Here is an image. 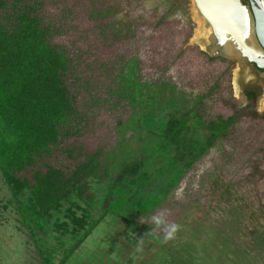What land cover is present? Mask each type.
Returning a JSON list of instances; mask_svg holds the SVG:
<instances>
[{"label":"trees","instance_id":"16d2710c","mask_svg":"<svg viewBox=\"0 0 264 264\" xmlns=\"http://www.w3.org/2000/svg\"><path fill=\"white\" fill-rule=\"evenodd\" d=\"M189 1H95L90 4L89 17L106 22L105 31L116 30L114 38L118 39L134 38L140 23L147 21L149 16L164 23L178 12L193 31ZM140 7L139 14L135 13ZM65 8L57 4V0H0V170L12 183L9 184L12 203L18 205L20 225L39 245L38 251L44 261L47 262L51 255L40 235L47 236L48 230L65 229L64 236L69 234L73 238V242L59 253L58 264H68L75 252L110 216L148 238L164 242L166 231L160 233L159 227L165 220H157L156 215L164 208L185 206L184 199L179 203L180 197L193 193L192 189L207 191L209 185L216 183L224 197L235 203L245 201L240 193L242 181L238 179L241 169L236 162L239 157L231 158L235 155L233 146L248 136L240 130L242 123L247 119L264 122V115L257 113L253 105L256 97L252 95H248L250 103L247 106L235 108L230 116L215 112L219 101H224L223 97H226V105L235 101L230 96L232 64L224 59H213L206 53L200 54L209 62L227 64L222 74L224 78H221L226 87L218 78L203 92L193 88L187 89L191 91L188 92L176 82L164 78L143 81L136 56L122 62L124 68L108 88L109 99L118 95L130 100L129 89L121 82L131 75L138 95L143 94L150 101L156 100L157 93L167 95L168 90L179 98L172 105L171 121L156 122L155 133L160 143L152 157L140 166L138 174L125 187L110 188L105 197L99 199L95 186L112 180L116 165L112 153L119 138L116 136L115 144L108 151L107 147L91 153L76 146L65 149L67 142L87 134L88 120L91 122L97 118L93 117L92 109L99 106V99L93 100L94 97H91L89 107L80 105L77 100L81 85L88 87L90 82L80 83L78 72L82 55L74 54L58 42L69 28H73L74 11ZM106 66V63L101 64L100 68L108 70ZM108 102L101 105L110 106ZM135 106L136 101L134 105L131 101L118 105L123 113L114 117L117 130L135 116ZM189 134L195 136L186 137L187 141L195 145L189 152L180 150L179 153H183L179 158L176 145ZM203 135L206 142L202 140L198 144V138L202 139ZM226 145H230L229 151ZM226 156L228 161H222ZM259 168L264 170V164ZM142 184L158 186L155 189L158 205L149 213L144 212L132 197L134 187ZM77 212H81L80 216ZM58 213L65 214L72 229L68 223L60 224L56 220ZM181 213L182 209L175 224L182 219ZM260 214L264 217V211Z\"/></svg>","mask_w":264,"mask_h":264},{"label":"rangeland","instance_id":"374dc122","mask_svg":"<svg viewBox=\"0 0 264 264\" xmlns=\"http://www.w3.org/2000/svg\"><path fill=\"white\" fill-rule=\"evenodd\" d=\"M95 1L103 2L57 0V4L66 6V10L74 11L73 28H69V32L58 42L66 45L74 54L82 55L78 72L80 83L88 80L90 86L81 85L78 90L77 100L80 105L89 107L91 97H94L93 100L99 99V106L91 112L97 118L91 122L88 120L87 134L67 142L65 149L76 146L87 153L100 148H108V151L115 144L116 136L119 138L112 153L116 163L112 180L95 186L102 200L110 188L116 190L125 187L138 174L140 166L152 157L160 143L155 133L156 122L171 121L172 105L179 98L172 90H168L167 95L157 93L156 100L150 101L145 95H138L131 75L121 82L129 89L130 100L118 95L109 99L108 88L116 74L124 68L122 62L136 56L143 81L164 78L176 82L188 92L191 91L187 89L191 88L203 92L218 78H224L222 74L227 64L221 61L209 62L200 54L207 53L209 57L218 59L207 52L210 49L209 42L193 17L191 0L188 11L194 25L193 31L178 12L164 23L159 18L149 16L147 21L140 23L136 36L131 39L114 38L116 30L105 31L106 22L89 17L90 4ZM141 10V7L140 10L137 8L135 13L139 14ZM105 63L108 70L100 68ZM235 64L231 65L230 88V96L235 101L226 105V97H223L224 101L220 103V100L215 108L217 114L226 117L232 115L235 108L247 106L250 102L245 95L249 91L255 92L254 82L246 75L241 76ZM221 84L224 87L227 85L224 79H221ZM117 88L122 90L119 86ZM230 96L227 98L230 99ZM106 101L114 109L106 104L101 105ZM123 101H131L133 105L136 101L137 112L117 130L114 117L123 113L122 108L118 109ZM127 105L130 106L129 103ZM253 105L257 112L264 113V98H258ZM240 130L248 136L233 146L235 150L232 153L235 155L231 158L239 157L236 162L241 169L238 179L242 181L240 193L245 201L235 203L224 197L216 183L208 184L207 191L192 189L193 193L180 197L179 203L184 199L185 206L164 208L156 215L157 220H165L159 227L160 233H164V230L169 231L176 223L178 212L182 209L183 216L177 224L179 230L175 239L167 243L148 238L118 218L110 216L75 252L68 264H264V217L260 214L264 211V170L259 168L264 164V122L247 119ZM194 136L186 135L182 143L176 145L179 158L183 153L180 154V150L189 152L194 147V143L187 141V138ZM198 139V144L207 140L205 135ZM225 147L229 151L230 145ZM222 161H228V156ZM9 184L12 185L9 177L0 170V264H58L59 253L73 242V238L69 234L64 236L65 229H47V236L40 235L51 255L45 262L38 251L39 245L34 242L29 231L20 225L18 205L12 203L13 193ZM157 188L156 184L134 187L132 197L144 212L149 213L158 205L159 198L155 196ZM80 214L77 212L78 216ZM56 220L60 224L66 222L73 228L65 214H56Z\"/></svg>","mask_w":264,"mask_h":264},{"label":"water","instance_id":"95a60500","mask_svg":"<svg viewBox=\"0 0 264 264\" xmlns=\"http://www.w3.org/2000/svg\"><path fill=\"white\" fill-rule=\"evenodd\" d=\"M191 1L193 17L197 12L208 24L209 29L200 27L199 30L209 42L207 52L211 56L236 59L226 52L225 44H229L236 47L241 60L249 59L264 69V0H255L251 9L241 0ZM249 48L257 53L252 54Z\"/></svg>","mask_w":264,"mask_h":264},{"label":"flooded vegetation","instance_id":"af4514ba","mask_svg":"<svg viewBox=\"0 0 264 264\" xmlns=\"http://www.w3.org/2000/svg\"><path fill=\"white\" fill-rule=\"evenodd\" d=\"M241 1L246 7H249L250 9L253 6V2H255V0H241ZM209 48H210V46H209ZM217 58L229 61L233 65L236 63L235 65H236V68L238 69L239 74L241 76H245V75L248 76L251 79L250 81L254 82L253 87H254L255 92L254 91L247 92V94L245 95L246 98H248V95L255 96L256 100H258V98L259 99L264 98V69H259L255 64L251 63L249 61V59H246V60L242 59L241 60L242 57L236 58L234 60L228 59V58H223V57H217ZM243 61H245V62H243ZM257 113L259 115H264V113H259V112H257Z\"/></svg>","mask_w":264,"mask_h":264},{"label":"bare ground","instance_id":"6f19581e","mask_svg":"<svg viewBox=\"0 0 264 264\" xmlns=\"http://www.w3.org/2000/svg\"><path fill=\"white\" fill-rule=\"evenodd\" d=\"M195 20L198 23V26L205 27V28L207 27V29H209L208 24L206 23V21L203 20V18L200 17L197 12L195 13ZM225 49H226L227 54L230 55L229 57L240 58L239 57V54H238V51L236 50V47L235 46L229 45V44L228 45L225 44ZM248 51H250L252 54L253 53H257V52H255V49L254 48H249Z\"/></svg>","mask_w":264,"mask_h":264},{"label":"clouds","instance_id":"9594fccd","mask_svg":"<svg viewBox=\"0 0 264 264\" xmlns=\"http://www.w3.org/2000/svg\"><path fill=\"white\" fill-rule=\"evenodd\" d=\"M179 227L180 226L177 225V224H173L171 226V229L165 233V236H164V239H163L165 243L175 239V236H176V234H177V232L179 230Z\"/></svg>","mask_w":264,"mask_h":264}]
</instances>
